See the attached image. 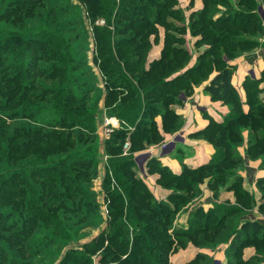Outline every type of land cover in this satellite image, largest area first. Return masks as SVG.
<instances>
[{
  "label": "trees",
  "instance_id": "obj_1",
  "mask_svg": "<svg viewBox=\"0 0 264 264\" xmlns=\"http://www.w3.org/2000/svg\"><path fill=\"white\" fill-rule=\"evenodd\" d=\"M79 1L94 21L101 18H114L116 23L120 24L118 18L124 16L131 18L132 13L133 17L127 31H123L120 25L115 31L105 26H97L93 29L100 54L99 57L94 58V61L101 62L100 69L104 71L109 82L103 96V107L109 111L110 116L117 117L123 126L115 130L104 145L108 156L105 161V177L102 183L103 189L106 190L104 201L107 203L108 210L105 226L97 236L82 245L80 252L78 249L72 250L73 253H68L58 264H93L92 254L98 251L102 254L99 255L101 264H156V262L160 263L159 258L161 260L173 249L186 245L187 238L191 243L197 244L200 243L199 240L202 237H205L208 243L214 238H219V235L225 231H229L228 239L234 236L228 254L235 259V264H255L254 261H246L243 257V250L247 247H254L257 253L264 258V223L247 219V211L255 207V199L243 190L240 184L236 183L232 186L236 206L217 205L207 213L198 210L194 214L196 219L193 221L194 225L192 224L193 229H175L173 233H170L174 221L169 220L168 215L161 223L150 222L156 217L147 211V200L149 198L155 203L158 201L143 179L139 177V169L134 161V154L139 152L145 142H159L162 139L155 122V117L161 113L160 108L156 107L157 104L161 103L162 107L165 106L168 109V104L173 103L181 92L187 94L192 85H198L207 80L214 68L217 74L205 86V91L213 99L231 105L237 113L234 126L225 127L218 139L227 147L240 142V132L249 129L259 137L254 144L249 146L248 155L252 159H264V103H261L258 97L260 93L258 86L264 81V73L259 80L251 77L247 87L250 94L247 103L250 109L248 113H244L242 103L230 81L232 67L229 65L234 56L251 51L257 45L255 39L262 25L261 16L258 14L260 1L203 0V9L191 13L187 22L184 11L177 7L178 0H120L126 7L120 5L119 10H116L117 0ZM0 4V21H6L22 28L29 21L39 18L38 13L45 8L47 3L43 0H14L2 5L3 0H0ZM192 4L193 0H190V6ZM261 4L264 6V2ZM168 16L170 18H167ZM158 26L165 29L164 48L161 57L148 66L146 58H148L151 47L150 38L158 37ZM129 31L133 33L119 37L123 32ZM187 34L198 37L196 45L208 47L198 58L197 64L189 69L187 66L192 54L187 49L185 39ZM54 35L51 37H55ZM74 36L65 34V36L54 39L56 53L61 56L64 52L66 53L65 57L58 58V60L63 59L64 68L70 65L69 46L78 37ZM18 38L15 40L21 46L19 51L21 55L22 49L24 51L26 47ZM52 60L54 59L43 60L40 56L37 58V61L43 62ZM37 61L33 64H26L25 59L15 56L9 64L5 60L0 61L1 70H12L14 74L12 79H5V83L14 88H6L3 85L0 89V95L9 98L7 103L1 104V108L3 110L13 109V115L0 116V137L5 136L4 140L8 142L6 153L14 160L24 157L35 144L39 145L44 140H47L52 149L56 146L62 149L64 142H66L64 143L66 150L70 146L69 136L66 141L62 142V134L57 135L53 132L48 133L46 138H42L40 142H32L30 139L27 142L26 136L29 137L32 132L27 133L21 126H16L15 121L23 118L21 107L24 110L29 100L38 102L41 98L39 91L41 85L40 82H36V79L40 78V70H43V67H40ZM55 72H57V78L61 80L60 88L74 79L70 78L66 71L57 70ZM179 72L181 75L170 81L169 78ZM48 78L50 77H46V80ZM65 90L63 89V92L57 95V107L60 113L65 115V120H69L81 129L87 135L88 140L95 143L98 138L99 117L104 110L94 113L91 109L90 96L73 100L65 97L63 101ZM65 104L75 107L63 110L62 106ZM166 115L167 112L164 118ZM167 117L168 119L172 117L171 113ZM166 118L165 123H167ZM128 126L133 127L134 130L129 131ZM228 130L231 132L227 135ZM76 137L80 139V135ZM127 138L130 139L131 149L130 154L124 156L123 147ZM90 148L93 149V147ZM234 165L235 161L227 156L216 166L186 170L182 176H178L172 174L157 159H152L147 163L148 169L159 175L158 183L162 187L171 189V185L174 184L176 185L174 188L182 190L174 196L175 199L173 195L169 196L172 204L174 202L180 205L189 204L193 200L187 194L197 192V185L203 182V174L211 173L212 182L220 189L223 187L222 183L227 182ZM82 175L85 178L88 177L87 172ZM67 182H71L72 193L65 189L63 193L61 191V194L68 196L74 193L77 195L76 205L65 203L61 208L72 212L81 210L83 207L92 212H95L97 208L100 209L99 203L94 201L96 195L86 192L88 185L85 186L75 180ZM259 185L262 198H264V179ZM30 188L32 189L33 186ZM39 188L43 189L41 186ZM2 194H4V189L0 187V196ZM47 194L51 192L47 190L42 195L40 194L41 198L45 199ZM40 195H37V201ZM52 203H55V200H52ZM163 208L169 216L174 210L169 207ZM34 209L41 214L44 210L40 204L35 205ZM259 211L264 214V202L260 205ZM232 216H237V219L228 225V219ZM241 219L246 221L240 223ZM12 227L0 221V232H11ZM20 236L23 238V235ZM157 246L163 250H158ZM258 260L261 261V259Z\"/></svg>",
  "mask_w": 264,
  "mask_h": 264
},
{
  "label": "rangeland",
  "instance_id": "obj_2",
  "mask_svg": "<svg viewBox=\"0 0 264 264\" xmlns=\"http://www.w3.org/2000/svg\"><path fill=\"white\" fill-rule=\"evenodd\" d=\"M10 1L14 0H3L2 5H6ZM43 1L47 4L38 13L39 18L29 21L22 28L6 21H0V61L5 60L9 64L14 60V56L25 59L26 64H33L37 61L38 56L42 57L43 60L54 59L48 62L37 61V64L43 67V70H40V78L36 79V82H40L41 85L39 88L41 98L38 102L29 100L24 106V110L21 107L23 118H18L15 123L16 126L24 128L27 133L32 132V135L26 136L27 142L29 139L32 142H40L42 138H46L48 133L53 132L57 135L62 134V142L66 141L67 136H69L70 146L66 150V142H64L62 149L57 148V146L52 149L47 140H44L39 145L35 144L24 157L14 160L6 153L8 142L4 140L5 136L0 137V187L4 189V194L0 196V221L5 225L13 226L11 232H0V264H58L68 253H73L72 250L78 249L80 252L82 245L97 236L108 219L107 203L104 201L106 190L102 187L105 177V160L103 159L108 157L104 147L105 142L98 134L95 143L88 140L87 135L81 129L69 120H65V115L60 113L59 107H57V95L66 89L62 98L63 101L65 97L73 100L90 96L92 99L90 102L91 109L94 113L98 111L100 113L103 109V113L110 114L104 107L100 108L109 82L108 77L103 73L104 71L100 69L101 62L94 61V58L99 57L100 54L93 29L97 26H105L115 31L116 27L120 25L123 31H127L128 25L132 22L133 13L131 18L126 16L118 18L120 24L116 23L114 18H101L94 21L91 16H88L85 7L79 0ZM178 1L177 7L185 13L187 10L182 8L185 2L183 0ZM120 5L126 7L120 0H117L116 10H119ZM185 16L187 22L188 14ZM100 21H104V23L100 24ZM175 21L178 23L177 20ZM130 33L133 32H123L119 37H125ZM53 34L55 37L52 38ZM65 34L78 36L69 46L71 56L69 57L70 65L68 68H64L63 59L58 60L62 56L65 57L66 53L64 52L61 56L54 49V39L65 36ZM18 37L26 47L24 51L22 49L21 55H19L21 46L15 40ZM57 70L59 72L66 71L68 76L75 80L71 79L60 88L61 80L59 77L57 78V72H55ZM13 77L12 70L0 69V89L3 88V85L13 89V86L5 83V79L9 80ZM46 77L50 78L46 80ZM8 99L7 96L0 95V116L4 114L13 115L12 108L7 110L1 108V104L7 103ZM63 101L61 102L63 103ZM70 107L72 106L65 104L62 109L68 110ZM76 135H80V139H77ZM86 172L87 178L82 175ZM209 175L208 173L203 174L202 181L211 179ZM71 180L85 186L88 185L86 192L96 195L95 197L93 195L95 198L93 200L99 203L100 209L97 208V211L92 212L83 207L81 210L72 212L61 208L65 203L76 205L77 195L74 193L68 196L61 194V191L63 193L65 189L72 193L71 182H67ZM226 183H222L223 186ZM30 186L33 188L31 189ZM40 186L43 189L39 188ZM171 186L172 197L181 193V189L174 188L176 185L172 184ZM47 190L51 194H47L45 199L41 198V195ZM37 195H40L38 201ZM199 195L198 192L187 194L193 200ZM52 200H55V203H52ZM261 200L264 201L262 193ZM39 204L44 208L42 214L34 209L35 205ZM146 204L148 205L147 211L156 217L154 221H148L161 223L166 219V215H168L169 220L174 221L170 233H173L175 229H180L175 226V221L182 213L184 214L189 205L188 203L180 205L174 202L172 204L170 199L167 202L155 203L149 198ZM222 205L232 207L230 203L226 202ZM162 206L174 209L170 216L166 214ZM84 217L86 218L84 219ZM195 219L194 214L190 216L188 220L190 225L187 229L194 228L192 224L194 225ZM235 219L237 216L230 217L227 224H232L231 222ZM21 227L23 228L21 229ZM20 235H23V238ZM228 238L229 231H225L219 235V238H214L208 243H206L205 237H202L199 240L200 243L197 244L191 243L187 238L186 245L173 249L161 260L159 258L160 263L156 262V264H220L214 257L205 254L198 256L195 251L203 249L218 252L217 250L221 245L228 244ZM157 249L163 250L160 246H157ZM187 249L189 252L185 256L179 255ZM76 254L78 255L77 251ZM99 255H102L99 251L94 255L92 254L93 264L100 262ZM202 255L203 257H201ZM224 257H226L224 264L236 263L230 254L227 253L225 256L222 253L221 259Z\"/></svg>",
  "mask_w": 264,
  "mask_h": 264
},
{
  "label": "crops",
  "instance_id": "obj_3",
  "mask_svg": "<svg viewBox=\"0 0 264 264\" xmlns=\"http://www.w3.org/2000/svg\"><path fill=\"white\" fill-rule=\"evenodd\" d=\"M185 14L188 16L193 12H198L203 9V0H193L192 6H190V0H183ZM258 1V0H257ZM260 6L258 7V14L261 16L262 25L255 39L257 44L251 49V51L240 53L231 59L229 65L232 67L231 72V84L234 92L239 97L242 103V110L244 113H248L250 107L247 103L249 93L247 90L251 77L255 80L261 79L264 73V6L261 4L264 0H259ZM224 10V9H223ZM223 12V11H222ZM225 12V11H224ZM223 12V13H224ZM158 37L152 36L150 38L151 47L148 53L147 65L149 66L155 60L161 57L162 50L164 48L165 29L158 26ZM187 42V49L192 54L191 61L187 68L194 67L198 58L204 50L208 47L206 45H196L198 37H192L190 34L185 36ZM217 74V70L214 68L210 77L204 82L198 85H192L187 94L181 92L179 97L171 104H168V109L162 107L161 103L157 104L161 113L155 117V122L162 139L159 142L144 143V146L139 149L145 151L152 149L155 155L154 159H157L164 167H166L172 174L182 176L186 170H196L201 167L218 165L226 159L227 156L231 157L235 161L234 167L231 169L230 175L227 178L228 184L220 189L212 182L211 179L199 183L197 192L200 194L186 207L184 214L176 219L175 226L182 230H186L189 227V218L195 214L196 211L202 210L208 212L213 210L217 205L230 203L232 206H236V200L234 190L232 186L236 183L240 184L242 189L248 194L252 195L255 199V207L252 210H248L247 219L252 221H259L264 223V214L260 213L259 207L264 202L261 200L260 181L264 179V159H252L248 155V148L256 141L257 135L253 134L249 129L242 130L240 132V142L230 144L225 147L220 142L219 135L224 132L225 127L234 126V119L237 117V113L233 107L226 104L224 101L215 100L212 96L205 91V86L214 78ZM181 75V72L174 74L169 79L170 81ZM260 93L258 95L261 103H264V81L259 84ZM184 97L188 100L185 102ZM104 100H101L100 108H103ZM165 112L172 117L167 119L165 123ZM234 129V128H233ZM232 130V129H231ZM228 130L227 135L231 132ZM185 131L187 135V141L181 145L176 152L166 158H158L156 153L159 145L165 141L170 135L178 132ZM232 145V146H231ZM150 161V160H149ZM148 161V162H149ZM139 177L148 186L155 199L167 202L169 196L172 194V190L165 189L158 183L159 175L155 172H151L148 169L147 164L142 169H139ZM211 174V173H208ZM211 178V175H209ZM208 177V178H209ZM167 200V201H166ZM246 221L245 219H241ZM239 223V224H240ZM234 236L228 239V244L221 245L217 250H203L197 249L195 254H205L214 257L220 264H224L226 257L221 259L222 253H228L230 244ZM189 250H184L180 256H185ZM218 253V254H217ZM244 259L246 261H254L259 264H264V258L257 253L253 247H247L244 249ZM258 259H261L259 261Z\"/></svg>",
  "mask_w": 264,
  "mask_h": 264
},
{
  "label": "built area",
  "instance_id": "obj_4",
  "mask_svg": "<svg viewBox=\"0 0 264 264\" xmlns=\"http://www.w3.org/2000/svg\"><path fill=\"white\" fill-rule=\"evenodd\" d=\"M104 21H100V24H103ZM254 78V77H253ZM183 100L186 102L188 99L183 98ZM123 126V123L115 116L107 115L105 112L102 113L99 117L98 122V128H97V134L100 138L103 139V141H107L112 133L115 130L121 129ZM129 131H133V127L128 126ZM187 141V135L185 131H178L172 135H170L165 141H163L159 147L157 148L158 152L156 153L158 158H166L169 157L171 154L177 151V149L185 144ZM131 149V142L130 139L127 138L126 142L123 147V155L127 156L130 154ZM155 155L153 153L152 149L136 152L134 154V161L138 169H142L146 166L149 160L154 159ZM108 157L104 158L103 160H107ZM102 160V161H103ZM94 264H101L100 262L94 263Z\"/></svg>",
  "mask_w": 264,
  "mask_h": 264
}]
</instances>
